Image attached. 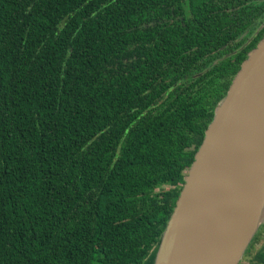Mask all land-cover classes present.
Wrapping results in <instances>:
<instances>
[{"label":"trees","instance_id":"obj_1","mask_svg":"<svg viewBox=\"0 0 264 264\" xmlns=\"http://www.w3.org/2000/svg\"><path fill=\"white\" fill-rule=\"evenodd\" d=\"M263 21L264 0H0V264H143Z\"/></svg>","mask_w":264,"mask_h":264},{"label":"water","instance_id":"obj_2","mask_svg":"<svg viewBox=\"0 0 264 264\" xmlns=\"http://www.w3.org/2000/svg\"><path fill=\"white\" fill-rule=\"evenodd\" d=\"M264 37L218 101L173 211L143 264H239L264 223Z\"/></svg>","mask_w":264,"mask_h":264},{"label":"bare ground","instance_id":"obj_3","mask_svg":"<svg viewBox=\"0 0 264 264\" xmlns=\"http://www.w3.org/2000/svg\"><path fill=\"white\" fill-rule=\"evenodd\" d=\"M264 214V180L257 198L253 220L256 222Z\"/></svg>","mask_w":264,"mask_h":264},{"label":"rangeland","instance_id":"obj_4","mask_svg":"<svg viewBox=\"0 0 264 264\" xmlns=\"http://www.w3.org/2000/svg\"><path fill=\"white\" fill-rule=\"evenodd\" d=\"M262 226L259 228V230L257 231V233L261 232V235L260 237L258 238V241H256L254 243V250L248 254L246 257H243L242 260L239 262V264H250V260L249 259H252L253 256H254V252L259 249L263 244H264V230L261 229ZM263 233V235H262ZM245 256V255H244ZM147 264V263H146ZM149 264H152V260H150V263Z\"/></svg>","mask_w":264,"mask_h":264},{"label":"flooded vegetation","instance_id":"obj_5","mask_svg":"<svg viewBox=\"0 0 264 264\" xmlns=\"http://www.w3.org/2000/svg\"><path fill=\"white\" fill-rule=\"evenodd\" d=\"M263 25H264V21H263L262 24H261V25L255 30V32H254L253 35H255V34H256V33L262 28ZM246 34H247V31L245 30V31L243 32V34L240 36V38H242V37L245 36ZM252 37H253V36H252ZM252 37H249V38L247 39V41L243 43V46H245V45L251 40ZM243 46H241L238 50H241ZM221 49H223V47H222ZM235 51H236V50H235ZM235 51H231V52L226 53L222 58H219L218 60H221V59H223V58H226V57L230 56V55H231L232 53H234ZM218 60H216L215 62H217ZM263 233H264V232H263ZM263 233H262V235H263Z\"/></svg>","mask_w":264,"mask_h":264}]
</instances>
